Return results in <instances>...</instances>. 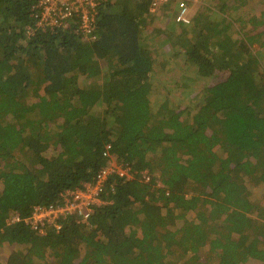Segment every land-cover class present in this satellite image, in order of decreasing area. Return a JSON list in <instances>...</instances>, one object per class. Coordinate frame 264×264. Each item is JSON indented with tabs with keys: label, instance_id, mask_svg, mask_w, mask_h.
I'll use <instances>...</instances> for the list:
<instances>
[{
	"label": "trees",
	"instance_id": "trees-1",
	"mask_svg": "<svg viewBox=\"0 0 264 264\" xmlns=\"http://www.w3.org/2000/svg\"><path fill=\"white\" fill-rule=\"evenodd\" d=\"M37 1L0 0L3 264H264V31L235 27L241 3L151 27L148 1L111 0L83 41L73 23L27 36ZM111 159L133 178L108 176L86 222L29 229Z\"/></svg>",
	"mask_w": 264,
	"mask_h": 264
},
{
	"label": "built area",
	"instance_id": "built-area-1",
	"mask_svg": "<svg viewBox=\"0 0 264 264\" xmlns=\"http://www.w3.org/2000/svg\"><path fill=\"white\" fill-rule=\"evenodd\" d=\"M111 0H38L32 6V16L35 19L34 26L26 29V35L30 36L34 30L54 32L74 24V32L83 41L95 39L96 20L99 10ZM149 3L148 17L158 15L161 8L167 5L173 6L172 21L188 25L192 21V8L203 0H146ZM109 148V145L106 146ZM108 156V152L104 153ZM109 165L101 168L91 183H86L80 188L66 190L59 195L60 202L49 205H35L30 214L24 219L31 231L45 234L53 229L58 232L62 227V219L68 214H75L80 221L86 222L92 213L94 204H99V193L108 176L115 174L127 179L133 178L129 166L118 164L114 159ZM143 181L150 179L149 173L144 170L140 174ZM159 187L164 184L159 182ZM16 220L19 218L16 217Z\"/></svg>",
	"mask_w": 264,
	"mask_h": 264
},
{
	"label": "rangeland",
	"instance_id": "rangeland-1",
	"mask_svg": "<svg viewBox=\"0 0 264 264\" xmlns=\"http://www.w3.org/2000/svg\"><path fill=\"white\" fill-rule=\"evenodd\" d=\"M239 3H241L240 8H238L236 11H234L235 14H239L240 18L244 19L245 23L238 25V23L235 25L237 29L244 30L248 32L249 35L254 34H260L262 31H264V21L262 18V14L264 12V6L260 5L259 0H254L253 2L247 3V0H238ZM206 4V0H203V3H197L192 8V16L196 14V12L203 9L201 6H204ZM173 6L167 5L164 8L160 9V12H158V15L156 17L148 19V21H145L146 23H150L151 27H155L157 25V22L155 21V18H159L160 15H162L164 20L167 21V23L172 20V12H173ZM167 12V13H164ZM252 49L254 53L260 52L262 56H264V34L261 36H257L255 38V42L252 45ZM260 55V56H261ZM261 64L264 68V59H261ZM216 253V252H214ZM6 257V256H5ZM5 257L3 259H0V264H3L5 261ZM240 264H262L260 260H257V258H250L246 261H243Z\"/></svg>",
	"mask_w": 264,
	"mask_h": 264
},
{
	"label": "crops",
	"instance_id": "crops-1",
	"mask_svg": "<svg viewBox=\"0 0 264 264\" xmlns=\"http://www.w3.org/2000/svg\"><path fill=\"white\" fill-rule=\"evenodd\" d=\"M164 13H167V12H164ZM153 17H156V15H155V16H152V17H148V19L153 18ZM163 18H164V17H163L162 15H160L158 19L155 18V19H156L155 21L157 22V25H156L155 27H159L160 24H161V26H163V25H168V24H169V22L167 23V21L164 20ZM148 19H146V21H148ZM170 22H172V20H171ZM164 27H165V26H164ZM164 30H165V29H164Z\"/></svg>",
	"mask_w": 264,
	"mask_h": 264
}]
</instances>
